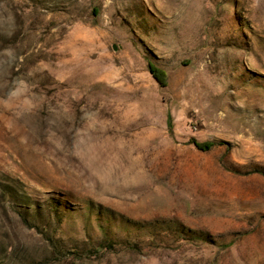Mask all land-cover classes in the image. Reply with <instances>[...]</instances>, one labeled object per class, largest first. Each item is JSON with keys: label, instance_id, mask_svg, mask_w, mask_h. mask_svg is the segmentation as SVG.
Returning <instances> with one entry per match:
<instances>
[{"label": "rangeland", "instance_id": "374dc122", "mask_svg": "<svg viewBox=\"0 0 264 264\" xmlns=\"http://www.w3.org/2000/svg\"><path fill=\"white\" fill-rule=\"evenodd\" d=\"M0 264H264V0H0Z\"/></svg>", "mask_w": 264, "mask_h": 264}, {"label": "trees", "instance_id": "16d2710c", "mask_svg": "<svg viewBox=\"0 0 264 264\" xmlns=\"http://www.w3.org/2000/svg\"><path fill=\"white\" fill-rule=\"evenodd\" d=\"M150 70H151V72H152L154 75H156L155 70H152L151 68H150ZM194 145H195L196 147H198L199 149H205V148H208V147H209V145H200V144L197 143V142H194Z\"/></svg>", "mask_w": 264, "mask_h": 264}]
</instances>
